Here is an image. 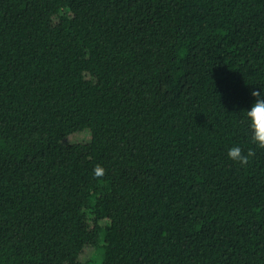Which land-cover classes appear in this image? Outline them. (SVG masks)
<instances>
[{
  "label": "trees",
  "instance_id": "16d2710c",
  "mask_svg": "<svg viewBox=\"0 0 264 264\" xmlns=\"http://www.w3.org/2000/svg\"><path fill=\"white\" fill-rule=\"evenodd\" d=\"M254 90L264 0H0V264H264Z\"/></svg>",
  "mask_w": 264,
  "mask_h": 264
},
{
  "label": "clouds",
  "instance_id": "9594fccd",
  "mask_svg": "<svg viewBox=\"0 0 264 264\" xmlns=\"http://www.w3.org/2000/svg\"><path fill=\"white\" fill-rule=\"evenodd\" d=\"M250 95L254 102L250 108L245 110L251 131V142L258 148L264 149V96L259 91H252ZM253 153L251 151L245 155L239 146H232L228 149L227 156L234 162L245 165L248 158Z\"/></svg>",
  "mask_w": 264,
  "mask_h": 264
},
{
  "label": "rangeland",
  "instance_id": "374dc122",
  "mask_svg": "<svg viewBox=\"0 0 264 264\" xmlns=\"http://www.w3.org/2000/svg\"><path fill=\"white\" fill-rule=\"evenodd\" d=\"M100 262H101V256H99L98 253H95L90 264H99Z\"/></svg>",
  "mask_w": 264,
  "mask_h": 264
}]
</instances>
